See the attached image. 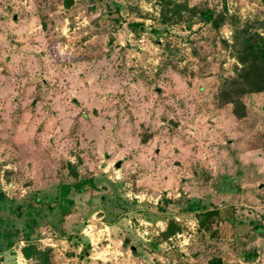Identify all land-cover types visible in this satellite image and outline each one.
Wrapping results in <instances>:
<instances>
[{
    "label": "rangeland",
    "instance_id": "1",
    "mask_svg": "<svg viewBox=\"0 0 264 264\" xmlns=\"http://www.w3.org/2000/svg\"><path fill=\"white\" fill-rule=\"evenodd\" d=\"M181 2L184 20L167 24L161 0H0L1 234L42 210L52 264H264V93L244 98L243 120L218 102L232 27L193 11L227 10L264 36V0ZM172 218L190 241L160 236ZM24 236H0V264H34Z\"/></svg>",
    "mask_w": 264,
    "mask_h": 264
},
{
    "label": "trees",
    "instance_id": "2",
    "mask_svg": "<svg viewBox=\"0 0 264 264\" xmlns=\"http://www.w3.org/2000/svg\"><path fill=\"white\" fill-rule=\"evenodd\" d=\"M72 2V1H71ZM162 17L164 23L180 22L184 20L183 11L186 10V5L182 4L181 0H161ZM194 12H198L201 21L211 23V25L219 30L226 24L232 27V43L224 40L227 47L233 52V57L236 59L234 64L235 77L224 80L220 84V89L217 95L218 102L232 107V113L239 120H243L248 115V108L244 102V98L251 94L264 93V36L255 31L249 24L242 23L236 14H229L226 10L219 14L211 10L194 8ZM129 27L137 35L146 31V23H131ZM190 27V26H189ZM72 167V166H71ZM71 173L78 177V172L75 168H71ZM93 186L92 180H81L76 184L79 192H82L85 187ZM61 194L57 198V208L59 213L65 216L70 207L74 205L73 199L69 198L71 188L63 185ZM40 204L41 201L37 200ZM53 211L55 209L52 208ZM42 210L32 209L28 212V222L22 230L10 228L4 234L0 233L8 242V247L13 245V237L18 236V232H24L25 245L20 250V256L23 261L34 262V264H52L50 258L51 249H44L40 247L39 234L36 230L39 229L40 224L36 220V216H40ZM220 217L219 211L211 210L203 215L198 216V223L200 230L211 231L214 224ZM184 232V225L177 219L172 218L169 221L166 229L163 230L160 236L169 242L177 234ZM174 243H171L173 245ZM91 248L90 242H87L84 252L87 253ZM82 256H84L82 254ZM209 264H225L221 258H213Z\"/></svg>",
    "mask_w": 264,
    "mask_h": 264
},
{
    "label": "built area",
    "instance_id": "3",
    "mask_svg": "<svg viewBox=\"0 0 264 264\" xmlns=\"http://www.w3.org/2000/svg\"><path fill=\"white\" fill-rule=\"evenodd\" d=\"M190 231H193L190 229ZM188 230L187 232H182L177 234L174 238L175 240H178L180 243L185 244L187 241H190L192 238V234ZM170 241H174L173 238L170 239Z\"/></svg>",
    "mask_w": 264,
    "mask_h": 264
},
{
    "label": "water",
    "instance_id": "4",
    "mask_svg": "<svg viewBox=\"0 0 264 264\" xmlns=\"http://www.w3.org/2000/svg\"><path fill=\"white\" fill-rule=\"evenodd\" d=\"M119 166V165H118Z\"/></svg>",
    "mask_w": 264,
    "mask_h": 264
}]
</instances>
